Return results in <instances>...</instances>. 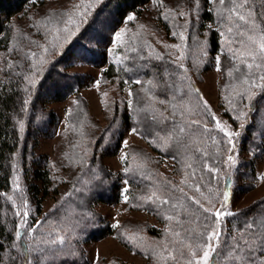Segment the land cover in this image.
Returning <instances> with one entry per match:
<instances>
[{"label":"rangeland","instance_id":"rangeland-1","mask_svg":"<svg viewBox=\"0 0 264 264\" xmlns=\"http://www.w3.org/2000/svg\"><path fill=\"white\" fill-rule=\"evenodd\" d=\"M203 1H206L207 8L212 9L217 17L223 19V25L226 24L222 33L224 41L222 48L236 53L235 58L222 56L221 52H216L212 57L208 54L206 28H212L214 25L204 23L202 31L198 29ZM94 3L95 0H42L41 5L36 8L14 15L11 20L13 34L10 45L14 46L15 50H21L23 57L21 56L22 58L14 64L15 58L9 54L2 56V60L5 56L8 64L11 63L16 66V70L23 73L25 85L29 86L27 97L30 98L32 92L35 93L43 84L41 92L39 91L41 102L35 103L33 119L39 120L43 117L45 121L43 124H40L41 121L37 123L39 131L34 124V127L22 124V128L25 126L26 136L28 134L25 141L28 158L31 157L29 152L36 157H45L57 193L46 194L41 189L39 193L42 199L41 213L36 215L16 162L8 194L14 206L16 233L28 232L26 238L15 240L14 249L21 260L23 255L20 252V242L33 244L34 250L28 257L31 264H57L60 257H74L76 254L72 253L76 252L82 256L77 254V258L73 259L82 257L87 264H148L150 258L137 252L135 248L154 238L146 233L148 227L161 230L165 227V220L158 219L147 208L136 205L135 200L138 198L146 200L151 194L147 192L149 190H145L131 195L132 187L122 175L125 170L130 173L144 167L150 174L148 178L153 180V177L161 175L174 177V173L180 171L173 159L159 156L150 147L146 135L152 134L154 129L148 123L149 118L154 116L155 112H152L167 111V114L171 112L175 115L176 110H172L174 106L192 120L199 119L206 124L202 112L204 113L207 108L215 125L219 121L221 127L225 129V134L240 133L245 123L244 116H240V113L246 114L250 101L260 89L254 85L261 86L264 82V79L260 78L264 76V59L257 54L255 64H259L260 67L248 69L247 64L242 61L252 63L251 57L239 55L242 50L257 49L258 45L249 40V36H252L253 40H258L259 36L264 34V0L257 1L260 6L258 9L256 2L248 5L246 3V7L241 9V14L247 17L248 22L237 19L239 24L228 18L235 14L224 10L233 7L227 0L223 6L219 4V0L215 3L213 0H198V3L197 0H150L141 8L140 14L129 12L122 24L111 33V40L105 49V62L85 61L83 57H87L83 51L73 48L70 51L75 53L73 57L76 60L71 57L74 63L70 66L64 65L58 58V53L70 45L73 37L70 36V32H77L80 29L84 16L79 14L85 11L88 13ZM129 15L134 19L127 20ZM70 20L75 23H70ZM65 28L70 31H63ZM228 28H232L231 33L228 32ZM118 32L119 39L116 37ZM175 45H180V48L174 47ZM44 48H48V52H44ZM32 53H36V56H32ZM181 53L183 58L178 59ZM149 55L160 56L162 59L164 57L174 68L177 67L174 70L182 71L187 77V82L197 89L198 96L206 107L201 106L198 96L193 98L187 92V96L183 97L188 83L182 84L181 91L176 90V103L170 105V102L161 96L164 93L157 88L158 80L155 76L122 83L118 77L104 76V69L109 62L113 64L114 71L121 68L120 70L124 72L123 70L129 67L127 65L130 60L147 58ZM51 61L57 63L56 67L59 70L83 75L84 85L64 99L49 100L45 89L50 87V83L47 81L48 78L43 79L41 74L44 69L49 68ZM180 64L184 67L180 68ZM145 67L142 64L136 65L131 69V73L143 71ZM167 68L168 74H165L162 80L171 87L173 69ZM236 68H239V71H236ZM230 70L233 73L231 76L228 75ZM29 80L35 81L34 86ZM154 87L155 89H152ZM239 93L243 96L242 101ZM124 107L133 111L140 128L124 130L122 137L118 139L119 147L107 153L106 146H110L111 150L114 146L117 129H120L119 113ZM146 112L148 120L144 118L147 117ZM229 112L234 122L225 115ZM51 113L55 115L53 121L47 119V115ZM217 129L221 130L218 127ZM142 130L146 135H141ZM192 133L197 135H193L194 139H198L199 134ZM239 136L241 135L227 136L228 147L224 155L226 161L222 173L223 176L227 175L224 192L228 191L230 198L223 211L237 212L264 198V152L253 158L254 176L247 189H243L247 181L239 180V188H236L229 180L228 175L233 174L234 179L238 181V161L244 156L239 149L240 144L239 147H235L236 149L232 147ZM229 140L232 143H229ZM229 155L235 157V165H231L227 160ZM16 156L21 159V152H17ZM16 156L15 161H18ZM184 175L186 176L185 173ZM175 177L179 178L176 174ZM117 181L120 192L117 202H104L90 193L92 188L94 191L99 189L97 187L99 185L107 183L109 186ZM200 201L213 212L221 209L224 203L223 198L218 202L215 196L209 199L201 198ZM24 211L29 215L26 218L27 225L22 228ZM17 212H20V215H17ZM93 225L108 226L109 232L97 239L83 236L88 233V227ZM226 225L227 221L224 225H219L223 234ZM32 228H35L34 233L29 231ZM58 237L64 238L65 246L61 249L56 246L59 245L58 242L55 244L41 242L57 240ZM128 240L133 243L132 247L127 246ZM199 242L203 243L201 238ZM68 250L74 252L69 253ZM172 255L175 256L173 253ZM200 256L202 251H197L196 256L191 255L190 259H199ZM179 259L183 264H188L190 260L184 261L181 258L176 260Z\"/></svg>","mask_w":264,"mask_h":264},{"label":"trees","instance_id":"trees-1","mask_svg":"<svg viewBox=\"0 0 264 264\" xmlns=\"http://www.w3.org/2000/svg\"><path fill=\"white\" fill-rule=\"evenodd\" d=\"M149 1L95 0L94 8L92 7V10L90 9L84 16L80 29L71 38L70 45L58 53V58L64 62V65L70 66L74 63L71 57L75 54L71 53L70 50L79 48L87 57H83L85 61L91 63L105 62V49L111 40V33L122 24L129 12L140 14L142 12L141 8ZM240 1L243 2V0H236V4H239ZM257 1L247 0V5L251 2H256L255 5L258 9L260 6ZM41 3L42 0H0V264H25L26 262L24 249L27 244L20 242V252L23 255L21 260H19V255L14 249L16 218L12 200L8 197L16 162L18 172L21 174V177L23 176L26 191L30 196V202L35 208L36 215L41 213L42 199L39 196L41 189L46 194L57 193V188L53 186V178L50 175L45 157H36L29 152V156L31 157L28 158V148L25 143L28 134L26 136L25 126L24 128L21 127V124L33 127L35 125V128L39 131L37 123L39 121H41L40 124L44 123L43 117L39 120L33 119L35 103L41 102L39 91L41 92L43 84L37 88L35 93L32 92V98L27 97L29 95V86L25 85L23 73L20 70H16V66L9 68V64L4 58L9 54L10 57L15 58L13 61L16 64L19 58L23 57L21 50H15L16 48L10 45L13 34L12 17L18 13H26L41 5ZM244 6L246 7V5ZM231 20H235L238 23L235 16H232ZM204 23H212L214 25L212 28H206L208 54L212 57L216 52H221L222 56L233 58L232 50L227 51L222 48L224 47L222 33L225 30L224 25L226 24L223 25V19L217 17L212 9L206 7V1H203L199 13L198 29L200 31H202ZM3 55L5 56L2 60ZM157 57L160 56L154 57L149 55L147 58H134V61L132 59L128 62L127 66L129 67L127 70L124 69V72L120 70L121 68L114 71L113 64L109 62L104 69V76L109 78L118 77L120 83L133 79L140 80L146 76H155L158 80L157 88L163 90L162 93H164L161 96L168 103L170 102V105H173L176 103V90L181 91L182 84L188 83L187 77L184 76L182 71L174 70L177 67L174 68L170 61L164 59V57L163 59L162 57ZM56 64L51 61V64L48 65L49 68L44 69L41 74V77L43 79L48 78L47 81L50 83L49 88L45 87V94H47L46 96L49 100L64 99L67 95L76 93L77 89L84 85L83 75L59 70ZM140 64L145 65V69L132 74L131 69ZM167 67H172L171 69H173L171 73V87L162 80V77L168 74ZM188 84L187 87L185 86L186 92L183 97L187 96V92L193 98L198 96L197 89L193 84ZM152 89H155V87ZM239 95L242 101L243 96H241V93ZM198 98L201 106L204 105L199 96ZM172 110H176L175 112L177 113L174 115L171 112L167 114V111L160 113L154 110L152 112H155L154 116H151L148 122L154 128L152 134L146 135L142 130L141 135L147 136L150 147L155 153L159 156L173 159L180 171L183 172H175L174 177L155 176L151 180L148 178V175H150L148 169L143 167L144 169L139 168L130 173L125 170L122 175L127 178L128 185L130 184L129 186L132 187L131 195L149 190L147 192L150 194L155 192L161 199L168 200L167 204H161L156 197H153L152 200H144L142 198L135 200L137 206H143V208H147L155 214L158 219L165 220L166 228L164 227L160 230L148 227L145 230L146 233L154 238L148 239L144 244L139 245L138 243L139 248H135L137 252L150 258L148 264H183L180 259L178 261L176 259L181 258L184 261L190 259L192 249H189L185 245L191 243L195 247V244L200 239L199 234L205 231L203 224L211 222L205 221L204 218L208 214L204 213L203 209L199 205H196L190 197L201 200V198L209 199L215 196L217 201L221 202L227 179V175L223 176V169L225 168L226 160L224 155L228 147V137L224 131L217 129L209 110L206 108L205 112H202L206 124L202 123L199 119L192 120L191 117H187L186 114L179 109L177 110L174 106ZM225 115L231 119V122H234L230 112L228 114L225 113ZM47 116V119L51 121L55 117L53 113ZM145 116L147 117L144 118L148 120L149 116L147 112ZM119 119L120 129H117L118 134L115 136L112 150L110 146H106L107 153H111L119 147L118 139L122 137L124 130L140 128L138 127V119H135L133 111L128 107H124L120 111ZM193 121H198V123H192ZM244 121V127L239 133L241 135L239 139L240 137L241 139H238L234 143L235 147H239L240 144L239 149L244 153L242 159L238 161V181L234 179L233 174L232 176L228 175V177L230 176L229 180L232 186L236 188H239V180L247 181L244 188L240 186L243 189H247L249 187L248 183H251L254 176L253 158L264 152V82L250 101L244 115ZM192 132L199 134L198 139H194L193 135L195 134ZM17 152H21V159L16 156ZM15 156L20 161H15ZM188 164L192 165V169L187 167ZM209 169H214V171H210ZM193 171H195V176L192 175ZM175 174L179 178H176ZM197 183L200 185L199 192L195 189ZM97 187L99 189L93 191L92 188L90 191L91 194H94L93 197L95 196V198L108 203L117 202L120 194L118 181L109 186L106 183L103 186L99 185ZM233 213L235 215L225 216L222 219L221 224L224 225V222L227 221V225L222 236L221 247L218 249L219 254H213L211 264H214V261L215 264H232L228 257V251L233 243L231 237L237 235V229L245 221L264 218V198L256 201L253 205ZM168 217H172V219L169 220ZM214 219L215 217H212L213 221ZM108 232V226L93 225L88 227V233L83 236L97 239ZM177 232L180 234L179 237L174 235ZM82 234L80 233V235ZM129 242H127L128 244L126 243L127 246L132 247L133 243ZM56 246L61 249L65 245L64 243H59ZM67 252L72 253L74 251L68 250ZM169 253L175 254L177 258L175 260L168 259ZM72 254L76 255L74 257H60V262L57 264H87L82 260V257L76 260L73 259L77 258V254L80 253L76 252Z\"/></svg>","mask_w":264,"mask_h":264},{"label":"snow or ice","instance_id":"snow-or-ice-1","mask_svg":"<svg viewBox=\"0 0 264 264\" xmlns=\"http://www.w3.org/2000/svg\"><path fill=\"white\" fill-rule=\"evenodd\" d=\"M216 0H213V3H215ZM229 4H232L233 7L230 9H224L225 11H228L232 14H235L237 19L239 21H244L248 22L247 17L243 14H241V9L244 7V5L247 3V0H243L242 3L236 4V0H227ZM198 3V0H197ZM226 0H219L220 5H225ZM87 12L85 11L84 13H80L79 15L85 16ZM249 16L251 13L248 14ZM231 19V15L228 17ZM134 17L132 15H129L127 17V20L131 21L133 20ZM70 23H75V21L70 20ZM254 23V22H253ZM78 30V27H77ZM65 32H69L70 30L68 28L63 29ZM59 32V30H57ZM228 32H232V28H228ZM76 32H70V36H75ZM175 35V33H174ZM181 38H183V34L181 33ZM117 39L120 38V33H116ZM249 40L253 41V43H256L258 45L257 49L252 50V49H247V50H242L239 52V55L241 57L243 56H249L252 59V63H248L246 60L242 61L243 63L247 64L248 69H252L254 66L259 68V64H255V60L257 58V54H259L261 59H264V34H261L258 38V40H253L252 36H249ZM174 47L180 48V45H175ZM44 52H48V48H44ZM32 56H36V53H32ZM234 58L236 56V53L233 54ZM160 58V57H157ZM183 58V53H181L180 57L178 59ZM43 61L41 60V63ZM217 63L219 64V57H217ZM9 68L13 67L12 64L8 65ZM180 68H183L184 65L180 64ZM219 70V69H218ZM236 71H239V68L235 69ZM233 73L230 70L228 72V75L231 76ZM261 79H264V76L260 77ZM29 83L34 86L35 81L29 80ZM136 83H140V81H136ZM256 87H261L260 85H254ZM206 103V102H205ZM129 104H131V101H129ZM245 113L241 112L240 116H244ZM240 117H237L239 119ZM192 123H198V121H193ZM216 126L218 128H221V131H225L220 125V122H216ZM21 127L23 125L21 124ZM243 127V125H242ZM135 131V130H133ZM183 131V129H181ZM226 135L229 137H232L233 135L238 136L239 133H231V132H226ZM229 143H232L231 140H229ZM233 149L235 148V145H232ZM231 151V149H230ZM126 158V157H124ZM227 160L230 162L231 165L236 164V159L233 155H229L227 157ZM187 167L189 169H192V165L188 164ZM210 171H214V169H209ZM192 175L195 176V171L192 172ZM191 186V185H190ZM196 191H200V185L197 183L195 185ZM182 191V189H181ZM153 197H156L161 204H167L168 200L166 199H161L160 197L157 196L155 192L151 194V196H148V200H152ZM230 194L228 191H225L223 193V200L224 203L221 206V209H217L215 212H213L211 209L204 207L203 204H201V201L195 198H191L193 202L196 205H199L204 213H207L208 215L205 216V221H211L210 223H204L203 227L205 231L203 233H200V238L203 241V243L197 242L195 244V247L191 243L186 244L185 246L188 247L189 249H192L191 255L192 257L196 256L197 251H202V256L199 257V259L195 260H189L188 264H209V260L213 257V254H219L218 249L221 247L222 244V231L219 228V225L222 223V219L225 216H232L235 215V213L231 211H223V208H226L227 203L229 201ZM11 199V198H10ZM125 200H127V197L125 196ZM17 215H20V212H17ZM29 213L27 211L23 212V219L21 222V227H25L27 225V217ZM212 217H215L214 221L212 220ZM169 220L172 219V217H168ZM115 226V225H114ZM30 232H35V228L29 229ZM176 237H179V233H174ZM28 236V232L21 233L20 231H17L16 233V239L21 240L24 239ZM233 243L228 251V257L230 258L232 264H264V218L257 220V219H251L248 221H245V223L237 229V235L231 237ZM42 243H61L63 244L64 238L63 237H58L57 240H52V241H41ZM214 242V243H213ZM33 244H27L25 249H24V254H25V260L26 264H31V260L28 258L31 251H33ZM168 259L175 260L176 257L169 253ZM215 264V261H214Z\"/></svg>","mask_w":264,"mask_h":264}]
</instances>
